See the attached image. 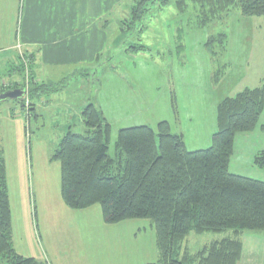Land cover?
Masks as SVG:
<instances>
[{
    "label": "rangeland",
    "instance_id": "1",
    "mask_svg": "<svg viewBox=\"0 0 264 264\" xmlns=\"http://www.w3.org/2000/svg\"><path fill=\"white\" fill-rule=\"evenodd\" d=\"M138 1L102 0V8L95 16L88 10L85 12L82 20L86 25L93 22L103 41L93 61L80 68L72 64L50 67L48 72L54 80L64 78L57 86L46 87L48 97L58 94L55 110H42L45 106L36 105V100L31 98H27L24 107L17 101L0 103V112L13 117L7 120L0 116V147L9 172L6 179L14 235L12 245L26 258L38 262L82 259L89 257L83 256L85 244L89 245L91 253L101 247L108 249L112 244L98 242L94 233L85 234L87 225L113 227L105 225L102 216H98L99 205H94L87 214L71 212L73 214L66 216L59 204V201L62 204L60 177H57L60 176L59 162L53 161L49 168L42 162L45 151L54 154L62 138L57 134L64 120L61 114L64 109L60 106L64 95L72 112L78 109L77 113L81 114L92 104L102 113L110 125L108 153L112 157L120 129L147 126L156 131L157 124L163 121L181 125L185 129L187 147L194 149L205 146L203 143L211 126L213 132L216 131L217 103L244 87L254 86L264 74L263 18L245 17L232 9L198 27L197 11L192 3L184 13H179L176 0H147L143 18L133 24L131 10ZM17 19L15 16L12 44L17 42ZM88 29L86 35H90L93 28ZM138 46L142 49L135 51ZM23 56L27 65L22 62L19 67V81L6 87L29 89L34 84L30 56ZM29 101L31 111L27 107ZM69 118L72 120L70 132L82 134L78 131L79 117L75 119L69 114ZM54 165L58 167L56 180ZM121 225L144 227L146 231L142 230L141 237L147 239L155 235L148 220H131ZM73 230L76 233L71 240ZM104 231L101 230L105 238L111 237ZM216 235L219 234L189 233L184 247L194 254L218 239Z\"/></svg>",
    "mask_w": 264,
    "mask_h": 264
},
{
    "label": "trees",
    "instance_id": "2",
    "mask_svg": "<svg viewBox=\"0 0 264 264\" xmlns=\"http://www.w3.org/2000/svg\"><path fill=\"white\" fill-rule=\"evenodd\" d=\"M147 0L131 10V23L147 11ZM179 13L192 3L198 27L237 9L242 16L264 19V0H176ZM208 46V44H207ZM142 49L138 46L135 51ZM53 85L31 84L24 100L49 94ZM47 87V88H46ZM25 88V87H22ZM55 90V89H54ZM4 91H0L2 93ZM31 111V102L27 105ZM264 109V81L223 99L216 107L211 146L189 152L167 122L117 132L109 155L110 125L92 104L81 118L83 134L67 132L52 160L60 164V195L75 211L99 205L107 225L148 220L155 231L158 259L152 264H238L243 233L264 231V182L229 173L236 134L251 132ZM254 165L264 169V150ZM230 233L191 254L183 249L189 233ZM0 264H47L18 254L12 245L6 167L0 147Z\"/></svg>",
    "mask_w": 264,
    "mask_h": 264
},
{
    "label": "crops",
    "instance_id": "3",
    "mask_svg": "<svg viewBox=\"0 0 264 264\" xmlns=\"http://www.w3.org/2000/svg\"><path fill=\"white\" fill-rule=\"evenodd\" d=\"M104 6L106 8L109 7V5ZM101 8L102 0H0V91L5 92L9 90L22 89V87H6V84L11 85L19 81L20 75L18 74V72L20 71L19 67L22 65L21 57L24 54L26 56H30L29 65H32L30 69L31 79L36 85L53 84L57 86V83H59L61 79H64L62 77L59 81L57 79L54 80V78L48 72V70H51L50 67H53L55 69L57 67L69 66L70 64H72L80 68L85 63L93 61L94 57L97 54V51L101 47L103 38L93 22H91L90 25H86V22H84L82 18H84V14L87 10L93 13V15L95 16ZM15 16H18V28L15 40L17 42L12 44L11 40L12 35L14 34ZM53 27H56V30L53 29ZM88 28H93L91 29L92 31L90 35H86V30H89ZM6 43H9V45H6ZM262 68L264 69V62L262 64ZM3 73L4 76L1 77V74ZM263 81L264 74H261V76L255 81L254 86L244 87L237 93L243 91L244 89L257 88L262 84ZM57 95V93H54L52 97H48L50 96L49 93L34 99L36 100V105L45 106V108L42 110H46L47 112H49V108L55 110L54 102L58 97ZM65 96L66 95H64V101L60 104V106L64 109L61 110V114L64 120L61 124V129L59 130L57 137H63L67 132H72V120L69 118V114H72L75 119L79 117L78 123L80 129L78 131L83 134L85 132V126L81 121V114L77 113L79 112L78 109L76 110V112H72L71 109L68 108L70 103L68 102V100H66L67 98ZM222 100H220L217 105ZM0 113V116L2 118L6 117L7 120L13 119V117H8V114L6 112L1 111ZM37 117L38 116H36V118ZM167 123L169 124L172 134L182 137L185 149L187 151L194 152L198 150H204L207 149V147L209 148V146H211L212 135L215 133L213 132L212 126L209 131V136L207 135V138L203 143V145L205 146H197V148L189 149L187 147V142L185 139V129H182L181 125L174 124V122L170 123L167 121ZM21 128L19 131V138H21ZM263 150L264 109L258 119L257 125L251 132L239 133L235 135L233 141V152L228 165L229 173L264 182V169L257 168L253 163L255 156ZM46 151L43 154L42 162L49 168V165H51L55 160H52L53 151L51 153ZM56 168H58L57 165H54V180H56ZM45 170L47 171V169ZM8 173L9 172L6 168L7 176ZM42 177L46 179V174L44 175L43 173ZM57 177L60 176L57 175ZM54 195H56V193ZM47 198L48 195H45V199ZM60 200L62 201L61 195ZM59 204L63 206L62 208H64V212L67 213L66 216H70L71 214H73L71 212H83L84 214H87L86 212H90V210L93 208L92 206L85 210L73 211L68 209L64 205L63 201L62 204L59 201ZM98 216H102L101 209ZM100 220L101 219H98V222H100ZM123 222L112 225V229L104 226L100 228L99 223V225H97V228L93 227L92 225H87L84 227L85 234L94 233L98 242L103 241L112 243L111 245H109L108 249H104L101 247V249L98 248V250L94 253H91V248L88 244H85L86 247L84 248L83 256H89L88 258L90 259L70 258L62 260L47 259L46 261H39L45 262L47 264L155 263L158 259L155 235L153 239L152 237L151 239L141 237L143 235L142 230L146 231L144 227L121 225V223ZM101 230H105L104 233L106 234H111V237L108 236L105 238ZM75 233V230L71 232V240L73 238V234ZM216 236H218V239L215 238L212 242L222 240L223 238L230 236V233H221ZM13 238L14 235L12 226V242ZM184 243L183 249L188 251L187 248L184 247ZM13 248L18 254H20V252H18L15 247ZM103 250L105 252H103ZM238 264H264V231L255 233H243V235L241 236V254Z\"/></svg>",
    "mask_w": 264,
    "mask_h": 264
},
{
    "label": "water",
    "instance_id": "4",
    "mask_svg": "<svg viewBox=\"0 0 264 264\" xmlns=\"http://www.w3.org/2000/svg\"><path fill=\"white\" fill-rule=\"evenodd\" d=\"M26 97V89H16V90H9L5 91L0 94V103L6 101H22Z\"/></svg>",
    "mask_w": 264,
    "mask_h": 264
},
{
    "label": "built area",
    "instance_id": "5",
    "mask_svg": "<svg viewBox=\"0 0 264 264\" xmlns=\"http://www.w3.org/2000/svg\"><path fill=\"white\" fill-rule=\"evenodd\" d=\"M22 58V62L25 63L27 65L26 60H24V56L21 57ZM27 59V58H26Z\"/></svg>",
    "mask_w": 264,
    "mask_h": 264
}]
</instances>
